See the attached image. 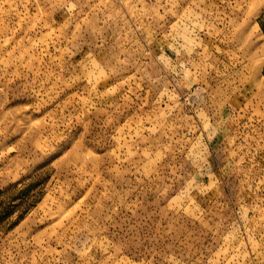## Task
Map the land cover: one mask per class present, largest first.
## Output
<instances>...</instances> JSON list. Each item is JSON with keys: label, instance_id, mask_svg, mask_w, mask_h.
Returning a JSON list of instances; mask_svg holds the SVG:
<instances>
[{"label": "rangeland", "instance_id": "rangeland-1", "mask_svg": "<svg viewBox=\"0 0 264 264\" xmlns=\"http://www.w3.org/2000/svg\"><path fill=\"white\" fill-rule=\"evenodd\" d=\"M264 0H0V264H264Z\"/></svg>", "mask_w": 264, "mask_h": 264}, {"label": "trees", "instance_id": "trees-1", "mask_svg": "<svg viewBox=\"0 0 264 264\" xmlns=\"http://www.w3.org/2000/svg\"><path fill=\"white\" fill-rule=\"evenodd\" d=\"M261 28L264 29V23L260 20Z\"/></svg>", "mask_w": 264, "mask_h": 264}]
</instances>
